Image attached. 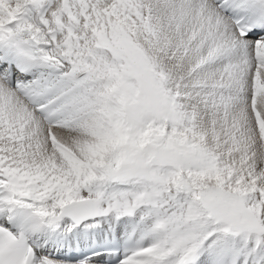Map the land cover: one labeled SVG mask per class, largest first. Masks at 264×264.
<instances>
[{"label":"snow or ice","instance_id":"1","mask_svg":"<svg viewBox=\"0 0 264 264\" xmlns=\"http://www.w3.org/2000/svg\"><path fill=\"white\" fill-rule=\"evenodd\" d=\"M0 264H264V0H0Z\"/></svg>","mask_w":264,"mask_h":264}]
</instances>
